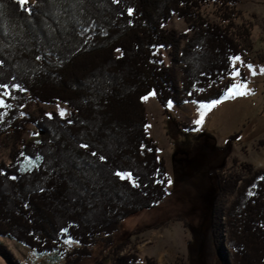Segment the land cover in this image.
Masks as SVG:
<instances>
[{
    "label": "trees",
    "instance_id": "1",
    "mask_svg": "<svg viewBox=\"0 0 264 264\" xmlns=\"http://www.w3.org/2000/svg\"><path fill=\"white\" fill-rule=\"evenodd\" d=\"M238 4L33 0L21 7L0 0V84L10 93L0 97L10 105L0 106V149L8 148L0 158V258L6 264L23 263L1 239L54 254L63 264H156L119 257L127 242L115 240L123 221L169 194L142 100L152 92L163 108L220 100L233 84L230 57H241L243 66L252 60V23ZM173 17L187 33L166 28ZM161 48L172 65L156 54ZM258 59L264 62V55ZM58 103L69 117L40 108ZM29 126L37 141L24 140ZM259 145L264 149V141ZM211 175V243L220 264H264V170L234 160L232 169Z\"/></svg>",
    "mask_w": 264,
    "mask_h": 264
},
{
    "label": "rangeland",
    "instance_id": "2",
    "mask_svg": "<svg viewBox=\"0 0 264 264\" xmlns=\"http://www.w3.org/2000/svg\"><path fill=\"white\" fill-rule=\"evenodd\" d=\"M238 1L244 19L252 23L253 54L249 63L252 71L243 66L240 57L232 60L240 75L230 79L243 84L248 94L226 93L215 104L192 102L177 107L170 103L165 108L158 103L154 92L143 98L148 118L146 130L165 163L169 194L156 207L123 221L115 240L126 241L127 245L119 257L133 254L141 261L148 258L156 264H220L211 243V216L216 196L211 172L222 167L232 169L234 160L249 164L254 170H264V149L259 145L264 141V72H261L264 62L258 59L264 55V0ZM32 2L28 0L27 4ZM166 28L187 33L186 24L177 17L171 18ZM156 54L165 65L173 64L166 49H158ZM40 108L62 118L70 115L68 107L60 103L40 105ZM198 119L200 124L195 123ZM23 138L37 141L38 135L29 126ZM7 152L8 148L3 145L0 158H6ZM33 165L28 162L27 167ZM233 198L234 195L224 200L228 203ZM221 222H225L224 217ZM222 236L227 239L226 233ZM1 241L14 259L23 264H63L54 254L38 255L12 239ZM68 246L75 244L68 243ZM0 264L6 263L0 258Z\"/></svg>",
    "mask_w": 264,
    "mask_h": 264
},
{
    "label": "snow or ice",
    "instance_id": "3",
    "mask_svg": "<svg viewBox=\"0 0 264 264\" xmlns=\"http://www.w3.org/2000/svg\"><path fill=\"white\" fill-rule=\"evenodd\" d=\"M17 3L23 7L24 5H26L28 3V0H17ZM112 3L113 4H117L119 3V0H112ZM0 7H2V5H0ZM26 11H28L29 13L31 12V9H25ZM128 11V14L131 16L133 14V9L131 7H129L127 9ZM37 60H40L41 57L40 56H37L36 57ZM230 60H233V61H236V60H240V57L238 56H234V57H230ZM247 67L249 68L250 71H252V65H247ZM261 72H264V68L261 69ZM240 75V72L237 68L233 67L232 70L230 71L229 73V76L232 77L233 79L235 77H238ZM253 75H255V72H253ZM16 89H19L21 91H23V89H20L19 85H15L14 86ZM0 88H3L4 91L3 92H0V97H7L10 95V93L8 92V85L6 84H0ZM245 88V86L243 84H236V83H233L231 84L230 86H228L227 88V94L228 95H246L248 94L246 90H243ZM215 103H218V101H213L212 104H215ZM0 106H3V107H10V105H7L4 103V99L0 98ZM208 107H211V105H208ZM61 115H63V112H61ZM203 114H201V117H202ZM196 124H200L201 123V120L198 119L195 121ZM80 148H88L89 145L86 144V143H81L79 145ZM91 155L93 157H96L97 156V152L96 151H92L91 152ZM37 160H40L41 157L37 156L36 157ZM99 159L100 161H104L105 157L103 155H100L99 156ZM116 176L118 177H121L123 178L124 176H127L129 175L128 173H122V172H116L115 173ZM12 179H15V177H12ZM169 183H171V181L169 180ZM66 243H68V241H66Z\"/></svg>",
    "mask_w": 264,
    "mask_h": 264
}]
</instances>
